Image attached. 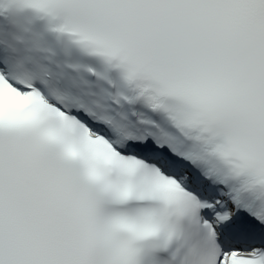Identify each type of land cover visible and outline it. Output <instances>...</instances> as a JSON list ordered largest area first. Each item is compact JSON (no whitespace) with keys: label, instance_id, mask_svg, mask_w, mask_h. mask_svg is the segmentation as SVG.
Returning a JSON list of instances; mask_svg holds the SVG:
<instances>
[{"label":"snow or ice","instance_id":"snow-or-ice-1","mask_svg":"<svg viewBox=\"0 0 264 264\" xmlns=\"http://www.w3.org/2000/svg\"><path fill=\"white\" fill-rule=\"evenodd\" d=\"M0 264H264V0H0Z\"/></svg>","mask_w":264,"mask_h":264}]
</instances>
